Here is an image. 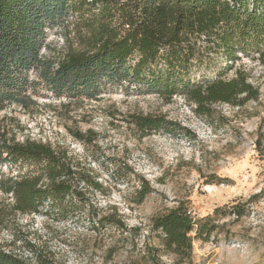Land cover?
Wrapping results in <instances>:
<instances>
[{
    "label": "rangeland",
    "instance_id": "rangeland-1",
    "mask_svg": "<svg viewBox=\"0 0 264 264\" xmlns=\"http://www.w3.org/2000/svg\"><path fill=\"white\" fill-rule=\"evenodd\" d=\"M88 14H69L46 29L45 63L55 67L67 52L90 46ZM237 56L233 63L218 59L210 70L201 67L192 78L229 79L240 70L258 89L257 98L215 103L202 114L182 94L162 97L127 81L103 82L94 97L57 95L29 69L23 99L0 110V150L25 139L60 146L94 185H78L83 202L30 213L15 210L12 196L0 189V248L30 264H264V63L255 52ZM132 114H161L174 126L145 134ZM4 157L0 177L26 170ZM143 187L150 192L140 200ZM179 202L195 219L215 225L208 240L193 238L185 262L164 250L150 227L152 217ZM112 210L123 227L97 226ZM150 246L156 248L153 262L146 258Z\"/></svg>",
    "mask_w": 264,
    "mask_h": 264
},
{
    "label": "trees",
    "instance_id": "trees-1",
    "mask_svg": "<svg viewBox=\"0 0 264 264\" xmlns=\"http://www.w3.org/2000/svg\"><path fill=\"white\" fill-rule=\"evenodd\" d=\"M93 10L97 12L91 14ZM88 12L83 20L90 28V46L67 52L55 67L45 63L40 49L46 29L69 14ZM252 52L264 63V0H0V110L23 99L27 72L35 68L57 95L94 97L103 82L127 81L162 97L182 94L202 114L215 103L241 105L256 99L258 89L240 70L229 79L217 75L199 81L192 78L193 72L210 70L218 59L233 63L237 53ZM131 122L145 134L171 132L174 126L161 114H132ZM3 152L2 161L11 167H27L0 177V189L12 196L13 208L21 213L44 207L64 210L85 199L84 189L78 188L81 182L94 185L60 146L11 140L3 144ZM149 192L143 187L140 200ZM233 207L237 216L243 214ZM96 224L123 227L115 210L100 215ZM150 227L158 232L164 250L185 262L191 259L193 238L208 240L215 225L195 219L179 202L152 217ZM150 247L146 258L153 262L156 248ZM0 264L30 263L0 248Z\"/></svg>",
    "mask_w": 264,
    "mask_h": 264
}]
</instances>
